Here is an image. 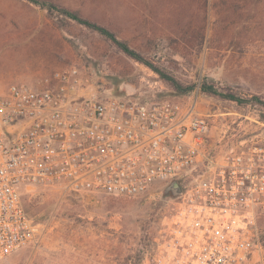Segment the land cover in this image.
Masks as SVG:
<instances>
[{"label":"rangeland","instance_id":"1","mask_svg":"<svg viewBox=\"0 0 264 264\" xmlns=\"http://www.w3.org/2000/svg\"><path fill=\"white\" fill-rule=\"evenodd\" d=\"M108 28L144 62L57 12L0 0V93L11 83L47 88L56 70L78 66L98 96L193 98L212 120L215 147L264 150V0H51ZM152 66V67H150ZM179 82L177 92L156 70ZM204 83L248 100L202 92ZM166 184L135 197L68 195L30 187L23 203L37 240L0 264H149L173 205ZM260 245L244 264H264Z\"/></svg>","mask_w":264,"mask_h":264},{"label":"built area","instance_id":"2","mask_svg":"<svg viewBox=\"0 0 264 264\" xmlns=\"http://www.w3.org/2000/svg\"><path fill=\"white\" fill-rule=\"evenodd\" d=\"M78 66L47 88L0 93V261L37 240L30 187L135 198L180 182L149 264H244L260 245L264 150H212V115L193 98L98 96Z\"/></svg>","mask_w":264,"mask_h":264},{"label":"trees","instance_id":"3","mask_svg":"<svg viewBox=\"0 0 264 264\" xmlns=\"http://www.w3.org/2000/svg\"><path fill=\"white\" fill-rule=\"evenodd\" d=\"M25 1H28V2H30L36 6H39L41 8L47 9L51 12H57L61 15L68 17L69 19H72L73 21H76L77 23H79L83 26H86L87 28H89L91 30L98 32L102 36H104L107 39H109L110 41H112L125 54L129 55L130 57H132L133 59H135L139 62L146 63V62H144V59L136 51H134L126 42L118 39L117 36L113 32H111L108 28H106L102 25L96 24V23L82 17L79 12L72 11L70 9L62 7V6L56 4L55 2H53L51 0H25ZM150 67H152V66H150ZM154 69L156 70V72L160 76H162V78L169 81L170 84L174 87V89L177 92L186 93V92H190L192 90L191 87L183 88V86H181L177 80L170 78L169 76H167L166 74L157 70L156 68H154ZM201 90L203 93H205L209 96H218V97L224 98L226 100L236 102L238 104H244L248 101V100H245L244 98L238 96L235 93L223 92V91L219 90L214 84H211V83H204L201 87ZM255 101H256V103H255L256 105L264 106V102L259 100V98H255ZM166 189L170 193L171 200L175 199L176 197L181 195V193L184 190L183 187L181 186L180 182H177V181L168 184Z\"/></svg>","mask_w":264,"mask_h":264},{"label":"flooded vegetation","instance_id":"4","mask_svg":"<svg viewBox=\"0 0 264 264\" xmlns=\"http://www.w3.org/2000/svg\"><path fill=\"white\" fill-rule=\"evenodd\" d=\"M258 149L259 150H262V146L259 145L258 146ZM212 150H250L249 148H246V147H242V148H231V147H215L212 149Z\"/></svg>","mask_w":264,"mask_h":264}]
</instances>
